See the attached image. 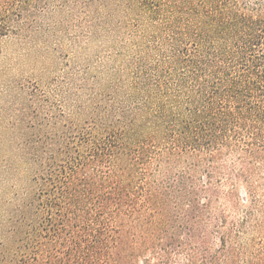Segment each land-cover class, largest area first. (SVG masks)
<instances>
[{
	"label": "trees",
	"instance_id": "1",
	"mask_svg": "<svg viewBox=\"0 0 264 264\" xmlns=\"http://www.w3.org/2000/svg\"><path fill=\"white\" fill-rule=\"evenodd\" d=\"M32 28L124 40L15 81L0 264H264V0H0V41Z\"/></svg>",
	"mask_w": 264,
	"mask_h": 264
},
{
	"label": "rangeland",
	"instance_id": "2",
	"mask_svg": "<svg viewBox=\"0 0 264 264\" xmlns=\"http://www.w3.org/2000/svg\"><path fill=\"white\" fill-rule=\"evenodd\" d=\"M32 29L37 32L30 31L32 39L25 44L13 36L0 41V140L6 147L17 134L13 120L22 101L15 86L17 79L39 78L46 87L49 80L54 77L61 80L63 75L69 76L73 83L84 73L94 74L96 69L105 76L114 63L109 57L111 52H122V29L113 33L110 28ZM81 93L84 98L85 92Z\"/></svg>",
	"mask_w": 264,
	"mask_h": 264
}]
</instances>
